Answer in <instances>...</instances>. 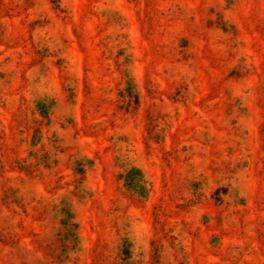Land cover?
<instances>
[{
  "label": "rangeland",
  "instance_id": "374dc122",
  "mask_svg": "<svg viewBox=\"0 0 264 264\" xmlns=\"http://www.w3.org/2000/svg\"><path fill=\"white\" fill-rule=\"evenodd\" d=\"M0 264H264V0H0Z\"/></svg>",
  "mask_w": 264,
  "mask_h": 264
},
{
  "label": "trees",
  "instance_id": "16d2710c",
  "mask_svg": "<svg viewBox=\"0 0 264 264\" xmlns=\"http://www.w3.org/2000/svg\"><path fill=\"white\" fill-rule=\"evenodd\" d=\"M144 182L140 176H133L132 178H129V183L134 185L135 187L138 184H142ZM59 213L63 215L62 223L66 229V235L67 242L69 246L76 245V240L78 241V234L76 233L78 229V223L75 221V217L71 213L70 210L66 209V205L63 204V202L59 206ZM68 246V245H67ZM127 253V252H125Z\"/></svg>",
  "mask_w": 264,
  "mask_h": 264
}]
</instances>
